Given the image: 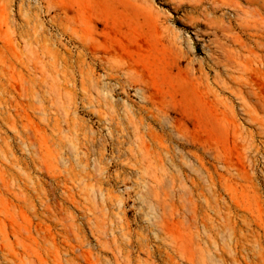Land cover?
<instances>
[{
	"label": "rangeland",
	"instance_id": "obj_1",
	"mask_svg": "<svg viewBox=\"0 0 264 264\" xmlns=\"http://www.w3.org/2000/svg\"><path fill=\"white\" fill-rule=\"evenodd\" d=\"M0 264H264V0H0Z\"/></svg>",
	"mask_w": 264,
	"mask_h": 264
},
{
	"label": "bare ground",
	"instance_id": "obj_2",
	"mask_svg": "<svg viewBox=\"0 0 264 264\" xmlns=\"http://www.w3.org/2000/svg\"><path fill=\"white\" fill-rule=\"evenodd\" d=\"M197 3V2H196ZM259 89V88H258ZM256 95V94H255ZM257 96V95H256ZM258 97H260V96H258ZM263 101V100H262ZM145 188L147 189V190H149V186L148 185H145Z\"/></svg>",
	"mask_w": 264,
	"mask_h": 264
}]
</instances>
